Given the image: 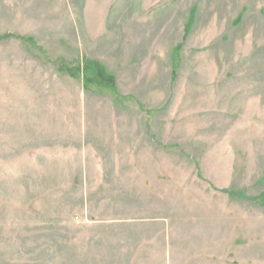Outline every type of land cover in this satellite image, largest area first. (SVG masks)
Instances as JSON below:
<instances>
[{"label":"rangeland","instance_id":"obj_1","mask_svg":"<svg viewBox=\"0 0 264 264\" xmlns=\"http://www.w3.org/2000/svg\"><path fill=\"white\" fill-rule=\"evenodd\" d=\"M264 0H0V264H264Z\"/></svg>","mask_w":264,"mask_h":264},{"label":"trees","instance_id":"obj_2","mask_svg":"<svg viewBox=\"0 0 264 264\" xmlns=\"http://www.w3.org/2000/svg\"><path fill=\"white\" fill-rule=\"evenodd\" d=\"M261 198H262V201H263V203H264V195H263Z\"/></svg>","mask_w":264,"mask_h":264}]
</instances>
